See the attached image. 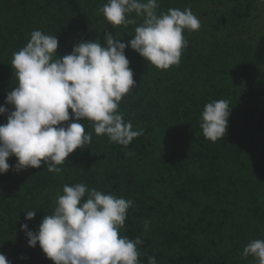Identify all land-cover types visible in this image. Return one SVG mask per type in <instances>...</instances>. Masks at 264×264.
I'll return each mask as SVG.
<instances>
[{
    "label": "trees",
    "instance_id": "trees-1",
    "mask_svg": "<svg viewBox=\"0 0 264 264\" xmlns=\"http://www.w3.org/2000/svg\"><path fill=\"white\" fill-rule=\"evenodd\" d=\"M203 2L227 7L214 43L200 47L201 29L185 30L180 64L161 70L129 44L144 18L132 13L135 24L115 28L100 11L107 0H0V106L12 110L5 101L17 83L13 53L32 31L57 35L61 58L82 41L106 46L111 33L129 45L125 55L136 82L119 111L143 130L125 148L97 136L93 122L79 121L92 141L59 166L61 174L45 164L17 172L11 157L10 171L0 175V254L9 264H54L39 244L29 247L21 224L37 231L63 186L77 183L133 201L120 235L143 240L140 264L149 257L156 264H257L242 253L250 241L264 239V37L252 47L236 36L252 29L257 0H158L157 13ZM221 99L231 108L227 134L211 142L201 115L207 103ZM28 211H36L32 221Z\"/></svg>",
    "mask_w": 264,
    "mask_h": 264
},
{
    "label": "clouds",
    "instance_id": "clouds-1",
    "mask_svg": "<svg viewBox=\"0 0 264 264\" xmlns=\"http://www.w3.org/2000/svg\"><path fill=\"white\" fill-rule=\"evenodd\" d=\"M158 7V0H107L100 11L115 28L135 24L132 13L143 17L130 47L151 66L168 70L180 64L188 46L185 30L198 31L201 22L190 8H170L158 14ZM105 41L106 46L99 41L76 43L71 54L61 58L57 35L34 30L26 46L13 53L11 66L17 83L5 101L12 110L0 106V115L7 116V123L0 125V175L10 171L8 161L13 156L17 172L45 164L48 172L61 174L59 166L92 141L81 120L93 122L97 136L106 135L125 148L143 135L119 111L123 97L136 87L125 55L129 45L111 33ZM230 111L224 99L205 105L200 127L206 139L222 140ZM132 207V200L89 189L84 183L65 184L54 212L43 218L38 230H29L26 223L21 230L29 247L39 244L54 264H140L138 246L143 240L120 235ZM35 215L36 211H28L26 219L32 221ZM149 223L145 222V232ZM249 256L264 264V239L244 247L242 258ZM0 264H9L3 254ZM149 264H156L154 257H149Z\"/></svg>",
    "mask_w": 264,
    "mask_h": 264
},
{
    "label": "rangeland",
    "instance_id": "rangeland-1",
    "mask_svg": "<svg viewBox=\"0 0 264 264\" xmlns=\"http://www.w3.org/2000/svg\"><path fill=\"white\" fill-rule=\"evenodd\" d=\"M226 6L220 3L203 2L191 8L195 16H197L201 22V31L199 41L200 47H209L215 41V35L218 34L217 30H214L217 22H222L225 17ZM254 14L256 17H252L251 24L252 29L248 32H241L237 37L242 36L247 40L249 46H259L264 37V0H257L254 5ZM223 23H225L223 21ZM223 29V28H222ZM221 29V31H222ZM220 35V33H219Z\"/></svg>",
    "mask_w": 264,
    "mask_h": 264
}]
</instances>
